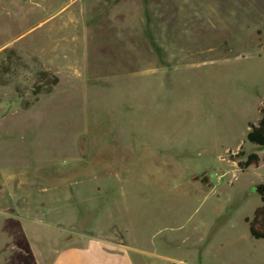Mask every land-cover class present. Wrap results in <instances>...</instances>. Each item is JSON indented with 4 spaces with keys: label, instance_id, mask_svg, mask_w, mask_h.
<instances>
[{
    "label": "rangeland",
    "instance_id": "374dc122",
    "mask_svg": "<svg viewBox=\"0 0 264 264\" xmlns=\"http://www.w3.org/2000/svg\"><path fill=\"white\" fill-rule=\"evenodd\" d=\"M5 48L20 59L0 75V264L118 231L137 263L264 264L246 221L263 204L246 134L264 0H0ZM42 70L58 83L34 96Z\"/></svg>",
    "mask_w": 264,
    "mask_h": 264
},
{
    "label": "trees",
    "instance_id": "16d2710c",
    "mask_svg": "<svg viewBox=\"0 0 264 264\" xmlns=\"http://www.w3.org/2000/svg\"><path fill=\"white\" fill-rule=\"evenodd\" d=\"M13 59L19 60L14 49H3L0 57V75L6 74L10 71V66ZM36 80L33 89V95L36 96L40 93L48 94L52 88L58 83V77L50 74L48 71H39L36 73ZM29 103H25L24 107H28ZM260 118L258 122L249 124V130L246 134V141L257 147H264V103L259 110ZM243 156V152L238 153ZM233 161V158L230 157ZM259 157L257 154H249L244 161H238L237 166L241 171L246 170L250 166L256 167L259 164ZM192 181H199L202 185L209 186V177L206 175H194L191 177ZM263 204L255 209L253 216L248 223V232L251 238L255 240L264 239V198H261Z\"/></svg>",
    "mask_w": 264,
    "mask_h": 264
},
{
    "label": "crops",
    "instance_id": "0c3cea01",
    "mask_svg": "<svg viewBox=\"0 0 264 264\" xmlns=\"http://www.w3.org/2000/svg\"><path fill=\"white\" fill-rule=\"evenodd\" d=\"M97 234L87 236L80 246L55 250L48 264H143L133 259L135 250L127 245L121 231L105 237L104 232Z\"/></svg>",
    "mask_w": 264,
    "mask_h": 264
},
{
    "label": "water",
    "instance_id": "95a60500",
    "mask_svg": "<svg viewBox=\"0 0 264 264\" xmlns=\"http://www.w3.org/2000/svg\"><path fill=\"white\" fill-rule=\"evenodd\" d=\"M255 192L261 197L264 198V185H258L255 188Z\"/></svg>",
    "mask_w": 264,
    "mask_h": 264
}]
</instances>
